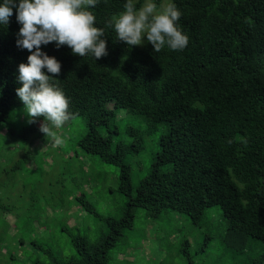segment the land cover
Returning a JSON list of instances; mask_svg holds the SVG:
<instances>
[{"label":"trees","instance_id":"16d2710c","mask_svg":"<svg viewBox=\"0 0 264 264\" xmlns=\"http://www.w3.org/2000/svg\"><path fill=\"white\" fill-rule=\"evenodd\" d=\"M134 2L139 8L144 0ZM171 2L189 38L183 50L154 52L146 37L132 48L119 41L105 22L124 11L127 0H98L90 9L94 26L105 29L106 56L79 57L55 42L41 46L61 64L53 83L70 101L75 118L68 122L80 126L76 139L53 152L32 151L44 118L29 123L16 94L22 87L18 67L31 53L17 46L22 25L15 8L8 26L0 25V69L6 68L0 76V264H107L122 232L132 227L134 209L151 218L184 214L198 224L212 208L226 223L223 247L237 255L251 252L249 264H264V0ZM158 132L148 173L134 184L127 159ZM79 151L118 169L116 192L126 199L124 208L117 217H101L81 192L75 202L101 224L93 236L53 228L48 238L20 239L14 250L15 237L45 227L35 221L44 215L40 195L53 184L34 177L43 172L37 155L65 158Z\"/></svg>","mask_w":264,"mask_h":264},{"label":"rangeland","instance_id":"374dc122","mask_svg":"<svg viewBox=\"0 0 264 264\" xmlns=\"http://www.w3.org/2000/svg\"><path fill=\"white\" fill-rule=\"evenodd\" d=\"M5 69H0V76L4 74ZM132 122L130 125H135L134 121ZM79 127L76 122H66L62 128L54 129L64 141L61 146L56 145L50 138L45 139V135L39 130V139L34 141L32 151L44 153L46 150L53 152V148L56 147L65 149V143L76 139L80 134ZM159 133L155 134V137H146L142 151L127 159L132 168L134 184L139 177L148 173ZM11 142L13 145L16 143ZM21 154L22 152L19 153L20 156ZM40 158L43 160L41 163L43 172L34 177L44 180V184L49 181L53 184V190L45 189L40 195L44 215L35 221L36 224H45V227L43 229L35 227L32 236L26 235L25 232L15 237L14 250H20V245H16L20 239L28 243L32 238H48L53 228L59 230L67 227L93 236L101 224L75 202V196L81 192L86 194L88 201L101 217H117L124 208L126 199L116 192L118 183L116 167L100 165L95 157L86 156L80 151L76 156L65 158L58 154L56 157L53 154L37 155V166ZM49 159L54 165H51ZM37 172L40 173V170L37 169ZM88 177L93 179L90 184L87 182ZM16 180L23 183L21 176H17ZM80 183L81 187L78 186ZM60 196L63 200L61 205ZM133 215L131 229L122 232L117 245L109 254L107 264H249L248 261L254 256L251 252L237 255L223 247L221 239L226 223L217 208L210 209L198 224H193L187 215L171 211L151 218L145 211L134 209ZM2 246L4 249L9 248L7 244ZM23 248L32 250L26 245ZM16 255L17 258L21 257L19 252ZM21 263L28 262L21 257Z\"/></svg>","mask_w":264,"mask_h":264},{"label":"clouds","instance_id":"9594fccd","mask_svg":"<svg viewBox=\"0 0 264 264\" xmlns=\"http://www.w3.org/2000/svg\"><path fill=\"white\" fill-rule=\"evenodd\" d=\"M98 0H3L0 3V25L9 24L16 9L19 29L17 46L31 53L27 63L18 67V81L22 87L16 94L24 105L29 123L43 117L40 131L56 145L64 141L54 129H60L75 118L69 111L70 101L53 81L59 80L61 64L41 51L42 45L55 42L57 48L66 45L73 55L84 57L91 53L95 60L106 56L107 44L104 28L95 25L96 17L90 10ZM177 6L168 0L159 6L154 0H144L137 8L134 0H127L124 11L112 15L105 28L114 29L119 41L127 46H142L144 38L160 52L165 46L170 50H183L189 38L178 27L181 17ZM43 69H47L45 74Z\"/></svg>","mask_w":264,"mask_h":264}]
</instances>
